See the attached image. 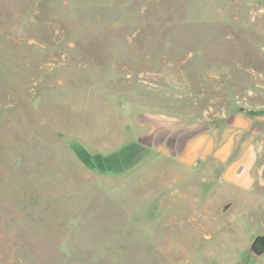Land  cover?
Returning <instances> with one entry per match:
<instances>
[{"label":"rangeland","instance_id":"obj_1","mask_svg":"<svg viewBox=\"0 0 264 264\" xmlns=\"http://www.w3.org/2000/svg\"><path fill=\"white\" fill-rule=\"evenodd\" d=\"M230 123L264 130V0H0V264H264V187L225 219L172 170Z\"/></svg>","mask_w":264,"mask_h":264},{"label":"crops","instance_id":"obj_2","mask_svg":"<svg viewBox=\"0 0 264 264\" xmlns=\"http://www.w3.org/2000/svg\"><path fill=\"white\" fill-rule=\"evenodd\" d=\"M233 124L238 125L236 120ZM231 126L230 123L222 131H206L187 137L177 153L181 163L174 164V169H172L177 172L187 167L198 166L196 161L199 159L203 172L217 174L215 176L218 179L217 182L224 184L221 203L225 219L235 212L240 204L248 203L247 197L252 195L250 191L255 183L264 187V166H256L253 162L254 151L259 149L264 142L262 141L264 130L250 132L253 136L248 138L247 130L233 131ZM236 150L237 154L231 156V152ZM175 176L176 180L183 176L184 181L192 182L189 174ZM186 186H189V189ZM186 186L184 188L188 191L183 195V202H198L199 197L196 193L194 194L193 186ZM201 199L209 200L210 198L209 195H202ZM191 230H200V228L197 226Z\"/></svg>","mask_w":264,"mask_h":264},{"label":"water","instance_id":"obj_3","mask_svg":"<svg viewBox=\"0 0 264 264\" xmlns=\"http://www.w3.org/2000/svg\"><path fill=\"white\" fill-rule=\"evenodd\" d=\"M264 255V235H253L249 246L244 251V260L248 263H255Z\"/></svg>","mask_w":264,"mask_h":264},{"label":"trees","instance_id":"obj_4","mask_svg":"<svg viewBox=\"0 0 264 264\" xmlns=\"http://www.w3.org/2000/svg\"><path fill=\"white\" fill-rule=\"evenodd\" d=\"M254 235H258V234H254ZM261 235H263V234H261Z\"/></svg>","mask_w":264,"mask_h":264}]
</instances>
